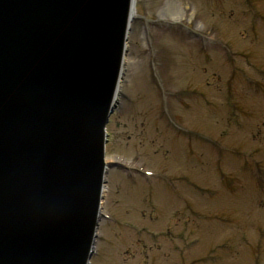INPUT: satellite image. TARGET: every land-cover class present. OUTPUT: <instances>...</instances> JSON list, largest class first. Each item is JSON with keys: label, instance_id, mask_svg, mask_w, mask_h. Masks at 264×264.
Instances as JSON below:
<instances>
[{"label": "rangeland", "instance_id": "374dc122", "mask_svg": "<svg viewBox=\"0 0 264 264\" xmlns=\"http://www.w3.org/2000/svg\"><path fill=\"white\" fill-rule=\"evenodd\" d=\"M134 4L90 264H264V0Z\"/></svg>", "mask_w": 264, "mask_h": 264}, {"label": "water", "instance_id": "95a60500", "mask_svg": "<svg viewBox=\"0 0 264 264\" xmlns=\"http://www.w3.org/2000/svg\"><path fill=\"white\" fill-rule=\"evenodd\" d=\"M132 0H0V264H87Z\"/></svg>", "mask_w": 264, "mask_h": 264}, {"label": "bare ground", "instance_id": "6f19581e", "mask_svg": "<svg viewBox=\"0 0 264 264\" xmlns=\"http://www.w3.org/2000/svg\"><path fill=\"white\" fill-rule=\"evenodd\" d=\"M135 15L134 10L132 9V17ZM160 18L169 19L173 22H179L184 16V10L178 9L173 5L166 6L160 13ZM125 67V62H123L122 68Z\"/></svg>", "mask_w": 264, "mask_h": 264}]
</instances>
